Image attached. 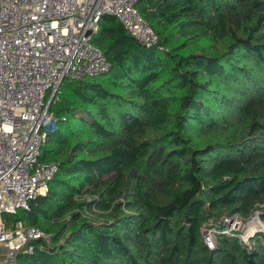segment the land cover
<instances>
[{
	"label": "trees",
	"instance_id": "trees-1",
	"mask_svg": "<svg viewBox=\"0 0 264 264\" xmlns=\"http://www.w3.org/2000/svg\"><path fill=\"white\" fill-rule=\"evenodd\" d=\"M137 4L157 45L102 16L91 42L109 70L64 78L49 106L40 160L57 171L5 215L49 239L16 262L264 264L263 233H221L264 205V0Z\"/></svg>",
	"mask_w": 264,
	"mask_h": 264
},
{
	"label": "built area",
	"instance_id": "built-area-1",
	"mask_svg": "<svg viewBox=\"0 0 264 264\" xmlns=\"http://www.w3.org/2000/svg\"><path fill=\"white\" fill-rule=\"evenodd\" d=\"M137 1L0 0V264H17L19 252L32 250L30 242L49 239L22 221L6 228L1 217L28 210L57 171L56 164L40 160V149L56 127L49 106L63 79L95 77L110 68L91 42L100 18L113 16L145 47L157 45ZM207 232L204 243L212 249L215 232ZM244 235L237 234L240 242Z\"/></svg>",
	"mask_w": 264,
	"mask_h": 264
},
{
	"label": "rangeland",
	"instance_id": "rangeland-1",
	"mask_svg": "<svg viewBox=\"0 0 264 264\" xmlns=\"http://www.w3.org/2000/svg\"><path fill=\"white\" fill-rule=\"evenodd\" d=\"M136 8L139 9V4L136 5ZM264 207V205H261L257 208L256 211H254V213H252L247 219L243 220L242 218L238 217V216H230L228 218V222H226V226L225 229H229L234 228V232L236 234H245L244 236H246L247 238H245L244 240H241L242 244H247L248 240L250 238H252L254 235L259 234V233H263L264 234V218L261 215L260 211L261 209ZM2 219V223L6 226V228H8L9 224H13L15 222L14 221V217H9L10 221H7V217L5 215H3L1 217ZM234 223H236V225L233 227ZM209 229H206L205 231V235L208 234ZM225 230H221V233L223 234ZM212 239V243L214 238L211 237Z\"/></svg>",
	"mask_w": 264,
	"mask_h": 264
}]
</instances>
